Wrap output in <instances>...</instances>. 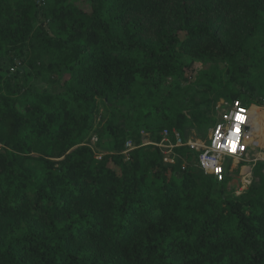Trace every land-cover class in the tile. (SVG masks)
Instances as JSON below:
<instances>
[{
    "label": "trees",
    "instance_id": "obj_1",
    "mask_svg": "<svg viewBox=\"0 0 264 264\" xmlns=\"http://www.w3.org/2000/svg\"><path fill=\"white\" fill-rule=\"evenodd\" d=\"M86 1L0 0V264H264V163L234 195L188 147L143 145L216 123L161 95L188 58L222 66L207 93L260 104L264 0Z\"/></svg>",
    "mask_w": 264,
    "mask_h": 264
},
{
    "label": "rangeland",
    "instance_id": "obj_2",
    "mask_svg": "<svg viewBox=\"0 0 264 264\" xmlns=\"http://www.w3.org/2000/svg\"><path fill=\"white\" fill-rule=\"evenodd\" d=\"M76 5L82 8L84 11L90 10L89 2H87L86 0H76ZM47 30H49V27L47 28ZM185 64L186 67L184 68V73L181 78H164L161 80V95L164 96L168 92L175 91L177 97L176 101L181 106H185L187 108L190 107L193 103H196L204 112H206L209 118L217 119L219 113L227 106L226 103H229V101L222 97L216 98V96H214L213 94L207 93L204 85L207 83V75L217 76L219 74L218 70H220L222 66L217 63H210L190 58L185 60ZM257 78L259 82L264 80V70L260 71L257 74ZM46 80L47 75L42 74L35 78L32 81V84L36 85L38 89H45L47 86ZM257 85H259V83ZM256 98L260 101V104L251 103L250 105L247 104V106H249L251 110L253 108L259 110L261 114L264 115V94L258 93L256 94ZM238 100H241L244 103L242 98H239ZM103 112L104 111L102 107H99V113L96 117L95 128H99L103 124ZM150 122L157 127L156 129L160 130V128H164V123L158 117L151 118ZM209 130L188 129L185 132V139L186 141L191 140L196 142H205L209 135ZM93 137L97 138V141L94 145H92ZM97 143V133L93 132L90 138L87 140V144L92 145L95 153H107L108 146L103 143L99 147L97 146ZM257 151H260V149L257 147L255 149L251 148L249 157L255 158L254 155ZM263 159L264 158H258L255 163H243L240 165H237L234 161L232 162L226 160L225 163H227V166L231 167V169H227L225 175V180H227L228 183V192L233 193L234 195L243 193L254 180V176L253 174H251V170L248 173H245L244 170L242 172L241 167L243 165L248 167L253 166L254 169L256 164L264 163ZM31 164L35 168H38L36 162H31Z\"/></svg>",
    "mask_w": 264,
    "mask_h": 264
},
{
    "label": "built area",
    "instance_id": "obj_3",
    "mask_svg": "<svg viewBox=\"0 0 264 264\" xmlns=\"http://www.w3.org/2000/svg\"><path fill=\"white\" fill-rule=\"evenodd\" d=\"M17 66L20 64L17 62ZM226 107L219 113L216 123L210 128L209 135L205 142L184 141L181 134L176 131L162 130L158 143L147 142L143 145H153L161 150L163 161L166 164H174L176 161L173 155L178 147H188L189 150L197 153L196 164L205 176L212 177L217 182L225 179L226 171L231 167L225 161H234L237 165L243 163H255L258 158H250V149L253 143V132L251 128V109L241 100H234L226 103ZM237 116L240 119H237ZM225 132L228 135H225ZM143 135H145L142 132ZM97 141L92 138V145ZM92 147L91 144H86ZM93 148V147H92ZM136 147L131 140L124 144V154L127 158L129 153ZM103 154L95 153L98 160ZM264 160V159H263ZM242 167H248L243 165ZM241 167V168H242ZM249 172L251 167H248Z\"/></svg>",
    "mask_w": 264,
    "mask_h": 264
},
{
    "label": "crops",
    "instance_id": "obj_4",
    "mask_svg": "<svg viewBox=\"0 0 264 264\" xmlns=\"http://www.w3.org/2000/svg\"><path fill=\"white\" fill-rule=\"evenodd\" d=\"M251 128H252V132H253V143H252V145H251V148L252 149H255L256 147L257 148H259L260 149V151H257L256 153H255V158H259V159H262V158H260V157H258V155H257V153L258 152H262V151H264V145H263V143H261V141L259 142L256 138H255V134L257 135L258 134V131L259 132H262V130H263V128H264V126H263V122H261L262 121V118H261V116L263 115V114H261V112L259 111V110H257V109H255V108H253L252 110H251ZM255 113L257 114V113H259V114H261V116L259 115V117L255 120ZM255 120V121H254ZM249 169L250 168H248V167H242V172H243V170H244V172L245 173H248L249 172ZM252 171H253V166H251V174H252Z\"/></svg>",
    "mask_w": 264,
    "mask_h": 264
},
{
    "label": "snow or ice",
    "instance_id": "obj_5",
    "mask_svg": "<svg viewBox=\"0 0 264 264\" xmlns=\"http://www.w3.org/2000/svg\"><path fill=\"white\" fill-rule=\"evenodd\" d=\"M237 119L239 120V119H240V117H239V116H237ZM225 135H228V133H227V132H225Z\"/></svg>",
    "mask_w": 264,
    "mask_h": 264
}]
</instances>
